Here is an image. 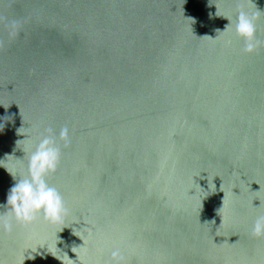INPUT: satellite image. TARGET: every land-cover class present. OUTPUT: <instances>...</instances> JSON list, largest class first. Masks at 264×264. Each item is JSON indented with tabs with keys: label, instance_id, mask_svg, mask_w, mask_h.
Masks as SVG:
<instances>
[{
	"label": "water",
	"instance_id": "water-1",
	"mask_svg": "<svg viewBox=\"0 0 264 264\" xmlns=\"http://www.w3.org/2000/svg\"><path fill=\"white\" fill-rule=\"evenodd\" d=\"M3 117L0 204L51 128L68 211L0 264H264V0H0Z\"/></svg>",
	"mask_w": 264,
	"mask_h": 264
},
{
	"label": "clouds",
	"instance_id": "clouds-1",
	"mask_svg": "<svg viewBox=\"0 0 264 264\" xmlns=\"http://www.w3.org/2000/svg\"><path fill=\"white\" fill-rule=\"evenodd\" d=\"M257 19V15H249L243 10L236 18L235 34L244 41L246 54L254 53L261 43L256 38ZM0 119H6V117ZM59 139L64 143V147L68 146L69 129L67 127L60 130ZM61 154V146L57 143L55 133L49 128L47 135L41 137L35 148L30 151L26 176L20 173L17 179V173L5 168L15 181L7 195L6 204H0V209L5 210L0 213V229L5 233H11L15 226H30L39 219L53 226L64 222L68 211L64 199L58 189L51 186L47 179L50 174L56 172ZM253 234L257 237L264 236V216L256 220ZM54 257L60 259L63 264L74 262L67 254H65L66 259ZM111 259L112 264H125L119 250L112 252Z\"/></svg>",
	"mask_w": 264,
	"mask_h": 264
}]
</instances>
